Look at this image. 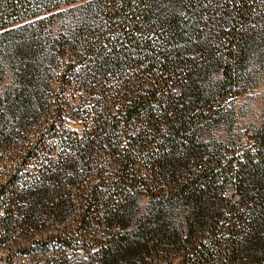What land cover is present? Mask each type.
<instances>
[{"label":"rangeland","instance_id":"374dc122","mask_svg":"<svg viewBox=\"0 0 264 264\" xmlns=\"http://www.w3.org/2000/svg\"><path fill=\"white\" fill-rule=\"evenodd\" d=\"M2 1L6 2V0ZM61 1L30 0L32 8L29 10V14H37L25 22H34L35 29L31 32V35H35L30 37L35 43L37 40L41 42L44 47L38 56V59L42 61L41 66L39 65V73L49 79L48 86L45 87L46 94L50 96L49 106L46 110L37 111V113H41L40 119L37 122L31 120L22 129L20 128V136L14 138L12 143L5 146L6 136L0 139V185L7 181L8 175L14 168L19 169L18 173L23 175L26 172L38 174L35 168H39L40 165H44L49 161L55 163L59 159L61 148L54 147V137H48L43 143H38L40 137L50 130V124L54 120L58 122L57 128L64 136H67L70 130L83 135L85 129L81 122L88 117L85 116L84 109H96L95 116L97 118H99L98 114L103 112L100 116L101 119L108 120L110 112L116 113L114 107L123 103L120 93L127 88L120 85V82L115 81L118 80L117 76L109 75V80H112L110 83L114 84V87L110 93L104 96L102 90H99L101 85L99 82H104L108 78L97 80V76L89 74L86 75V83L78 85L75 81L68 80V77H73L66 76L65 79L62 77L66 63L71 62V60H65L56 54L53 60L46 61L45 57H52L55 54L54 50L49 49V44L59 32L74 26L87 10L90 14L95 15L94 10L83 7L86 0L41 12L44 6ZM106 1L108 4L109 0ZM228 2L229 0H215L211 4L206 2L205 5H202L203 18L210 19V24L206 22L207 24L200 38L197 39L198 41L193 40L192 43L186 45L185 57L188 59L186 61H190L187 70H194L192 78L196 85L192 87L194 91L184 90L185 96L182 95L181 98L176 99L175 96L181 92L183 87L181 86L182 83L177 81L176 78L163 74L157 68H154L151 72H141L138 69L130 68L128 74H126L130 82V89L139 87L140 89H137L136 95L145 99L147 95L153 96L151 92H153V88H157L156 95L159 99L157 101H161V103H152L151 110L147 106H141V112L136 113L134 119L129 120L130 122L126 127L123 126L120 130L108 133L110 134L108 140H105L101 148L97 146L88 155L85 166L80 163L79 155L72 154V151L68 150L67 161L76 160L74 166L76 176L73 173L74 169H69L71 166L66 165L68 170L62 174V184H59L55 188L56 190L54 189L53 195L56 196L53 197L68 194L70 196L69 212H66V214L59 213L58 218L44 214L39 219L29 222L18 219L17 222L9 225L8 231L0 228V264H105L100 261V252L97 248H86L85 242L88 240L87 238L92 237L91 241H97L102 236L107 235V223L103 219H101L103 221L95 223V220L90 217L83 222L86 227L84 229L79 228L83 226H79V224L81 214L85 208L84 203L87 198L95 197L91 191L96 185L98 188L96 189L98 194L96 196L100 199L99 203L90 209L95 210V213L102 218L106 217L107 209L127 200V211L123 214H126L127 229H132L136 221H144L152 215L153 201L159 199L165 191L167 183L168 185L180 183L183 178L187 177L189 171L194 170V167L198 169L200 164L198 166L194 165V161L200 158L197 155L203 153L204 160L209 159L208 155L221 159L222 165L218 167L226 169L230 162L236 163V160L243 153L249 151L252 153L253 163H260L261 166H264V137L262 139L260 137V134H264V20H262L264 19V6H262L264 4L260 5L262 2H257L259 4L257 9L254 10V14L261 21L249 24L246 31H244V35L247 36L246 46L242 51L237 52L236 62L229 69L231 72L228 71L230 75L227 77L223 72V68H226L224 61L229 58L228 55L230 54L228 41L225 38L229 23L225 24L227 27L216 25L212 23L211 17H214V19L220 17L224 7L225 9L228 7L231 9ZM214 8H221V10L216 9L217 11H214ZM8 9L3 8L0 10V14L7 12ZM26 13L28 12L25 11ZM20 37L23 39L24 34ZM1 46L0 51L2 52ZM79 50L82 53L83 49L79 47ZM2 53L6 56V60L3 63L5 70L0 73V92L6 90L9 86H13L11 78L12 73L15 71L10 64L11 60L8 58L9 52ZM163 76L168 80L162 81L161 84L159 80ZM62 79L66 83L60 82ZM115 83L119 84L116 85ZM165 99L167 100L164 101ZM58 108L63 109V116L60 119L57 118ZM32 111L34 112V110ZM93 117L90 114L88 119L91 121ZM183 117H187L186 120H190L194 124L191 131L186 134L192 136V142L196 145H194V150L191 151L192 155L189 153L188 161H185L186 158L180 155L181 158H178V164L174 166L175 175L170 174L164 178L156 176L149 163L152 160L151 155L145 153L144 155L135 156L133 158L134 163L131 166L129 165L131 168L128 171H131L134 176L130 181L132 185L124 188L127 195L126 199L121 191L119 193V191L117 192V190L115 191L107 186L110 182L107 183L99 178L102 177L100 174H103L108 178L107 180L110 179L109 171L107 172L103 167L105 165L109 166L112 160L119 157L110 154L114 142L127 143L130 140L129 136H134L139 129L147 127L151 136L146 138L145 141L140 140L138 148H141V145H146L149 149L153 148L155 145L161 144L162 137L166 132L176 129L179 119ZM11 128H15L17 132L19 130V127L6 117L4 122L0 123V133L4 135V133L10 132ZM101 135H106V133L102 132ZM96 137L99 139V136ZM261 142L263 143L261 144ZM36 144L37 146L43 145V147H46L45 151H41L38 158L20 164L26 151ZM111 165H113L112 171L117 169V165L113 163ZM59 166L62 168L65 165ZM83 174L87 175L84 176ZM71 175L75 177L73 183L68 182V177ZM81 177L85 179L79 181ZM25 179L23 176V181L34 184L36 178ZM253 182L255 188L259 187L264 192V170H260V175L256 176ZM212 187L210 201L215 200L219 210L229 206H233L234 209L231 222L219 223L223 226L229 223L231 228L233 227L238 232L235 244L232 247L230 246V252H227L229 248L219 251L218 246H221V244L217 245V243L215 245L214 238L216 241H223V238L227 236L215 234L213 227L216 223L212 222L211 217L202 219L201 224L194 222L192 225L197 234L185 241L187 232H184V230H187V225L189 221H193V217L190 220V209H187L184 205H177L176 200H174L169 203L168 208H165L169 213L165 214L163 218L166 223L175 226L179 230V234H176V236L167 235V239L163 236H156L153 243H156V241L162 242L159 245L164 246V250L158 249L156 251L155 247L151 246V242H143L142 247L138 246L140 249L132 250L131 253L136 257L134 256V259L132 257L128 262L132 264H187L186 258L190 257L189 253L192 252L190 248L198 240H201L207 246H212L210 249H214L213 253L209 254V258L206 259L207 262L203 264H224L228 260L227 257H231V260H235L238 264H254L258 260H260V264H264V256L262 257L264 242L260 241L257 244L253 240L252 242H255V244H252V242L244 240L248 235L247 225L245 224L247 220L246 213L252 206H262L264 197L254 199V201H245V198L239 199L226 174L220 175V179ZM222 189L223 194H221ZM169 207L172 209L171 211H169ZM93 217L95 216L93 215ZM261 221L263 222L264 219ZM257 231L258 233H256ZM256 232L253 230L254 234L260 233L261 236L263 235L261 240H264V223L259 222ZM133 236L135 241L141 239L139 235L134 234ZM180 237H182L181 241ZM171 240L173 241L171 242ZM252 245L254 248H252ZM260 249L262 254L259 256V254H256V250ZM121 261L124 264L127 260Z\"/></svg>","mask_w":264,"mask_h":264},{"label":"trees","instance_id":"16d2710c","mask_svg":"<svg viewBox=\"0 0 264 264\" xmlns=\"http://www.w3.org/2000/svg\"><path fill=\"white\" fill-rule=\"evenodd\" d=\"M77 1L80 0H62L59 3L44 6L41 12L56 9L61 5H71ZM258 1L262 2L260 5L264 4V0H229L228 6H231V9L228 7L226 10L224 7L220 17L216 19L211 17L212 23L216 25L223 26L229 23L225 38L228 41L230 54L228 55L229 58L224 61L226 68H223V72L227 77L231 72L229 69L236 62L237 52L239 53L246 46L247 36L244 35V31H246L249 24L261 21L254 14V10L257 9L259 4ZM108 2L107 4L106 0H86L83 7L94 10L95 15L90 14L87 10L74 26L59 32L49 44V49L54 50L55 54L52 57L45 58L46 61L53 60L57 54L60 58L71 60V62L66 63L62 77L65 79L66 76H71L73 78L68 77V80H73L78 85L85 84L86 75L89 74L97 76V80L108 78L104 82H99L101 83L99 90H102L104 96L110 93L114 87V84L110 83L112 80H109V75L117 76L118 80L115 81L120 82V85L127 88H123L124 91L122 90L123 92L120 93L123 103L114 107L115 114L107 112L109 113L108 120L101 119L100 116L103 112L98 114L99 118H97L95 116L96 109H84L85 116L89 117L92 114L94 117L91 121L87 117L81 122L85 129L83 135L70 130L68 135L64 136L57 128V121L54 120L50 124V130L45 133L46 135L40 137L42 140L39 139L38 143H43L48 137H54V147L61 148L59 159L55 163L49 161L44 165H40L39 168H35L38 174L26 172L23 175L18 173L19 169L17 168L10 172L7 181L0 185V228L3 230L8 231L9 225L17 222L18 219L29 222L39 219L44 214L58 218L59 213L66 214V212H69L70 196L68 194L53 197L56 196L53 195L54 189L62 184V174L68 170L67 166H71L69 169L72 170L75 166L76 160L67 161L68 150L72 151V154L79 155L80 163L85 166L88 155L97 146L101 148L105 140H108L110 137L108 133L120 130L123 126L126 127L130 122L129 120H133L136 113L141 112V106H147L150 109L152 103H161V101H157L159 100L156 95L157 88H153L154 90L151 92L153 96L147 95L145 99L136 95L137 89H140L139 87L130 89V82L126 75L130 68L138 69L141 72H151L154 68H157L163 74L176 78L183 86L181 92L175 96L176 99L181 98L182 95L185 96L184 90L194 91L192 88L196 86L192 80L194 70H187L190 61H186L188 59L185 57V49L188 43H192L191 41H198L197 39L200 38L207 24L206 22L210 24V19L203 18L202 5H205L206 2L211 4L215 0H109ZM31 6L30 0H6V2L0 0V10L3 8L8 9L7 12L0 14L1 50L2 52H9L10 64L15 69L11 78L13 86H9L6 90L0 92V123L8 117L19 127L18 132L15 128H11L10 132L4 133V135L0 133V139L6 136L5 146L12 143L14 138L20 136V128L22 129L25 124L31 120L37 122L40 119L41 113H37V111L46 110L49 106L50 96L46 94L45 90L49 79L39 73V65L41 66L42 61L38 59V56L44 47L41 42L37 40L35 43L30 37L35 35H31V32L35 29L34 22H25L37 14H29ZM214 9V11L221 10V8ZM25 11L28 13L25 14ZM23 34L24 38L22 39L20 36ZM79 47L83 49L82 53H80ZM2 52L0 53V73L5 70L3 63L6 60V56ZM228 71L230 72L228 73ZM166 80L168 79L163 76L159 82L162 84V81ZM60 82L66 83L63 79ZM115 92L117 93V91ZM62 110L57 109L58 119L63 116ZM186 119L187 117L179 119L176 129L166 132L162 137L161 144L159 143L150 149L146 145H141L142 147L139 145L141 148H138L140 140L145 141L146 138L151 136L147 127L139 129L136 135L129 136L130 140L127 143L114 142L110 154L119 157L112 160L109 166L105 165L103 167L107 172L109 171L110 179L107 180L108 178L103 174H100L102 177L99 178L107 183L114 184L109 183L107 186H110V189L117 190V192L119 191V193L121 191L126 199L127 195L124 188L132 185L130 181L134 176L128 170L131 168V164L134 163L133 158L145 153L151 155L152 160L149 163L156 176L164 178L170 174L175 175L174 166L178 164V158H181L180 155L186 158L185 161H188L189 153L194 150V145H196L192 142V136L186 134L191 131L194 124ZM97 130L99 131L95 132ZM102 132H105L106 135L102 136ZM96 136H99V139ZM260 137L262 139L264 134H260ZM179 140H181L180 143ZM37 144L26 151L20 164L38 158L40 152L45 151L46 147H43V145L37 146ZM177 154L179 155L177 156ZM197 156L200 158L194 161V165L198 166L200 164L198 169L194 167V170L189 171L187 177L183 178L180 183H172L171 185L167 183L165 191L159 199L153 201L152 215L144 221H136L132 229H127L126 214H123L127 211V200L119 205L116 204L118 206L113 205L112 208L107 209L106 217L102 218L95 213V210L90 209L92 206H96L100 199L96 196L97 185L94 186L91 192L94 193L92 194L95 197L86 199L79 224V226H83L79 228L84 229L86 224L84 226L83 222L91 217L95 220V223L104 220L107 223L108 231H106L107 235L102 236L97 241H91L92 237L87 238L86 248L96 247L100 252V261L105 264H123L121 260H127L124 264H132L128 260L132 257L134 259L136 255L131 252L137 248L140 249L138 246H141L143 242H151V246H154L156 251L158 249L164 250V246L159 245L162 242H153L156 236L166 238L167 235L176 236V234H179V230L175 226L166 223L163 218L165 214L169 213L165 208H168L170 202L176 200L177 205H184L187 209H190V220L193 217V221H189L187 225V230H184V232H187L185 241L197 234L192 225L194 222L201 224L202 219L211 217L212 222L216 223L213 227L215 234L227 236L223 238V241L221 240L222 242L220 240H217V242L214 238L215 245L217 243V245L221 244V246H218L219 251L229 248L227 252H230L232 245L235 244L238 232L233 227L231 228L229 223L224 226L219 223L231 222L234 209L233 206H229L219 210L216 205L217 202L215 200L210 201L212 185L214 186V183L220 179V175L226 174L239 199L245 198V201L262 199L264 192L259 187L255 188L253 181H255L256 176L260 175V170H264L262 168L264 166H261L260 163H253L252 153L249 151L243 153L236 160V163L230 162L226 169L219 168L222 165L221 159L208 155L209 159L204 160L203 153ZM112 163L117 165V169L113 171L111 170ZM59 165L67 166L61 168ZM186 165L188 166V164ZM73 173L76 176V169ZM83 175L86 176L87 174ZM23 176L24 179L36 178L34 184L23 181ZM84 179L81 177L79 181ZM74 180L73 175L68 177L69 183L74 182ZM221 194H223V189ZM171 210L170 208L169 211ZM246 214L245 224L247 225L248 235L244 240L250 243L255 240L257 244L260 241L264 242V240H261L263 235L253 233V230L256 232L259 222L264 223V221H261L264 219V204L262 206H252ZM109 225L111 226L109 227ZM134 234L139 235L141 239L135 241L133 239ZM181 239L182 237H180V241ZM141 241L142 243H140ZM255 242H252V244H255ZM210 248L212 246L209 247L198 240L190 248L192 252L189 253L190 257L186 258L187 264L206 263L209 254L214 251ZM252 248H254L253 245ZM256 254L260 256L262 254L261 249L256 250ZM227 259L224 264H238L235 260H231V257H227ZM260 263V260H258L254 264Z\"/></svg>","mask_w":264,"mask_h":264}]
</instances>
